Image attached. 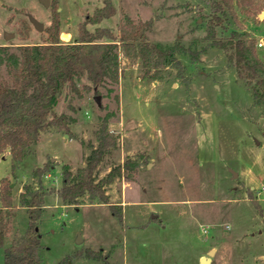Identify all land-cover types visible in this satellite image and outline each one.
<instances>
[{
	"label": "rangeland",
	"instance_id": "1",
	"mask_svg": "<svg viewBox=\"0 0 264 264\" xmlns=\"http://www.w3.org/2000/svg\"><path fill=\"white\" fill-rule=\"evenodd\" d=\"M105 1L52 0L46 6L41 0H0V45L43 42L47 32L38 30L30 15L46 27L55 6L61 40L75 41L79 23ZM111 1L116 12L99 25L119 31L128 18L150 21L146 32L151 41L185 48L178 53L183 65L167 64L159 72L150 65L146 72L139 56L120 48L122 70L119 82L109 84L113 90L103 87L96 93L80 82L81 95L61 97L56 110L72 118L70 133L58 126L42 130L15 168L9 151L0 156V180L9 176L14 189L0 264L5 247L28 226L20 198L24 185L38 187L43 181L46 188L59 187L64 163L74 172L85 165L98 143L100 116L108 110L114 112L109 125L117 145L97 173L105 176L128 155L132 158L133 169L106 185L125 220L107 204L89 202L87 195L79 205L47 195L39 224L44 263L56 264L69 255V264H200L202 256L218 248L212 264H264V192L253 189L259 205L248 192L264 181V106L238 78L226 50L209 38L210 0ZM234 3L236 15L228 14L217 35L247 30L264 60V44L259 45L264 41V0ZM9 32L13 36L7 38ZM47 162L53 168L40 173ZM88 248L101 250L105 259L87 256Z\"/></svg>",
	"mask_w": 264,
	"mask_h": 264
},
{
	"label": "trees",
	"instance_id": "2",
	"mask_svg": "<svg viewBox=\"0 0 264 264\" xmlns=\"http://www.w3.org/2000/svg\"><path fill=\"white\" fill-rule=\"evenodd\" d=\"M210 6L209 38L214 45L226 50L238 78L251 91L254 101L264 106V60L257 50L256 38L239 28H234L227 37H219L217 26L224 24L229 13L236 15L235 3L234 0H210ZM115 12L112 1L106 0L102 7L96 8L92 15H87L79 23L78 38L65 42L61 40V17L55 6L52 21L45 27L47 36L43 42L20 44L16 48L0 45V156L9 151L13 168L26 158L31 145L39 141L42 130L58 126L71 132L72 118L56 110L62 96L67 98L75 92L81 95L80 82L96 93H101L103 87L113 90L109 84L119 82L122 70L120 48L128 55L139 56L147 68L146 72L151 70V66L159 72L167 64L183 65L178 53L185 48L180 43L162 46L151 41L146 32L150 21L135 22L128 18L119 31L99 25L102 19ZM89 24H95V27L92 29ZM116 100L119 107L118 94ZM113 114L108 110L100 116L101 124L96 130L98 143L86 156L85 165L74 172L68 163L63 164L61 186L46 188L43 181L38 187L24 185L20 198L28 211V226L5 247L4 264H46L40 254L43 244L39 224L49 194L55 193L64 203L76 205L83 204L82 197L87 195L91 203L107 204L124 222L119 204L111 201L106 185L115 176L125 175L127 170L133 169L132 158L128 155L123 163L113 166L105 176L98 177L97 173L101 162L117 145V136L109 125ZM53 165L47 162L38 170L44 174ZM248 192L258 204L253 189L248 188ZM13 206V181L4 176L0 180V246L4 245L8 233ZM85 253L93 258L106 257L101 250L92 248ZM70 261L71 256L67 255L56 264H69Z\"/></svg>",
	"mask_w": 264,
	"mask_h": 264
},
{
	"label": "water",
	"instance_id": "3",
	"mask_svg": "<svg viewBox=\"0 0 264 264\" xmlns=\"http://www.w3.org/2000/svg\"><path fill=\"white\" fill-rule=\"evenodd\" d=\"M46 6H49L50 5V2L51 0H41ZM30 20L33 22V24L35 25V27L40 30V31H43L44 28H45V23L41 20H39L38 18H36L35 16L33 15H30ZM13 36V33L9 32V33H6V37L7 38H10ZM97 100L98 102L100 103V95L97 96ZM55 157L52 158V160H54ZM155 216V215H154ZM79 241H82V236H81V233L79 234ZM215 251L216 249L215 248H212L209 252H208V255L206 256H202L201 259H200V264H211L212 262V257L213 255L215 254Z\"/></svg>",
	"mask_w": 264,
	"mask_h": 264
},
{
	"label": "crops",
	"instance_id": "4",
	"mask_svg": "<svg viewBox=\"0 0 264 264\" xmlns=\"http://www.w3.org/2000/svg\"><path fill=\"white\" fill-rule=\"evenodd\" d=\"M252 177H254V174H252V176H250L249 178H247V183H248V184H250V182L253 180ZM251 188L254 189V190H255V188H259L258 191H257L256 193H257L258 195H260L262 192H264V181H263L261 187L251 186ZM215 249H216V251H218V250H217L218 248H215ZM213 259H214V257H212V262H213ZM212 262H211V264H212Z\"/></svg>",
	"mask_w": 264,
	"mask_h": 264
},
{
	"label": "built area",
	"instance_id": "5",
	"mask_svg": "<svg viewBox=\"0 0 264 264\" xmlns=\"http://www.w3.org/2000/svg\"><path fill=\"white\" fill-rule=\"evenodd\" d=\"M264 44V41L263 40H260L259 41V45L262 46Z\"/></svg>",
	"mask_w": 264,
	"mask_h": 264
},
{
	"label": "flooded vegetation",
	"instance_id": "6",
	"mask_svg": "<svg viewBox=\"0 0 264 264\" xmlns=\"http://www.w3.org/2000/svg\"><path fill=\"white\" fill-rule=\"evenodd\" d=\"M51 2H52V0H51ZM51 2H50V3H51Z\"/></svg>",
	"mask_w": 264,
	"mask_h": 264
}]
</instances>
